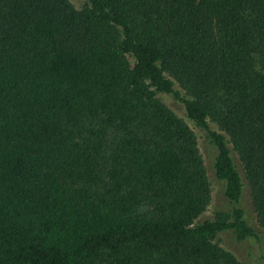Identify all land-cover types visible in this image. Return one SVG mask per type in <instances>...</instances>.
Here are the masks:
<instances>
[{
  "label": "trees",
  "instance_id": "1",
  "mask_svg": "<svg viewBox=\"0 0 264 264\" xmlns=\"http://www.w3.org/2000/svg\"><path fill=\"white\" fill-rule=\"evenodd\" d=\"M246 193L264 229V0H0V264H242Z\"/></svg>",
  "mask_w": 264,
  "mask_h": 264
},
{
  "label": "rangeland",
  "instance_id": "2",
  "mask_svg": "<svg viewBox=\"0 0 264 264\" xmlns=\"http://www.w3.org/2000/svg\"><path fill=\"white\" fill-rule=\"evenodd\" d=\"M74 6L80 7L87 0H70ZM128 60L132 63L133 59L129 56ZM176 89L180 90L176 84ZM184 97L185 94L181 92ZM159 99L164 102L174 113L178 115L196 134L198 146L203 155L205 167L207 170L208 180L211 188L210 201L207 205L205 211L200 215L202 218H213L215 212L218 209L225 207V201L222 194V185L221 183L214 180L211 169H210V159L208 152L206 150V142L202 132L194 125V123L186 116V113L183 108V104L178 100L174 99L170 95L159 94ZM212 127L215 128L214 125ZM244 204L247 207V218L251 224H253L258 231L264 233V229L259 225L255 212L251 208V203L249 201L248 194H245ZM216 242L219 246L232 253L242 264H264V249L252 240L247 238H240L233 233L232 231L220 233L216 237Z\"/></svg>",
  "mask_w": 264,
  "mask_h": 264
}]
</instances>
